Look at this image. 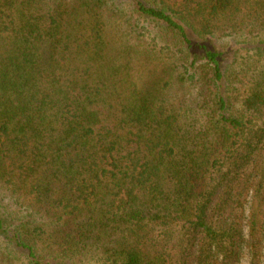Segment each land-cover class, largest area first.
<instances>
[{
  "label": "trees",
  "instance_id": "16d2710c",
  "mask_svg": "<svg viewBox=\"0 0 264 264\" xmlns=\"http://www.w3.org/2000/svg\"><path fill=\"white\" fill-rule=\"evenodd\" d=\"M245 254L264 264V0H0V264Z\"/></svg>",
  "mask_w": 264,
  "mask_h": 264
},
{
  "label": "rangeland",
  "instance_id": "374dc122",
  "mask_svg": "<svg viewBox=\"0 0 264 264\" xmlns=\"http://www.w3.org/2000/svg\"><path fill=\"white\" fill-rule=\"evenodd\" d=\"M112 36H113V38H116V37L118 36V34H117V32H116L115 29H114V31H112ZM229 58H230V61H231L232 59H234L231 55L229 56ZM242 60H243V59H242ZM242 60H241V61H242ZM241 264H250V257H249L248 254H245V256H244V258H243Z\"/></svg>",
  "mask_w": 264,
  "mask_h": 264
}]
</instances>
